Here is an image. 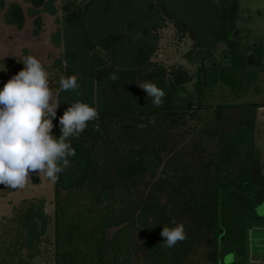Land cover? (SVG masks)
<instances>
[{"label": "trees", "instance_id": "1", "mask_svg": "<svg viewBox=\"0 0 264 264\" xmlns=\"http://www.w3.org/2000/svg\"><path fill=\"white\" fill-rule=\"evenodd\" d=\"M31 1L35 7L46 4ZM98 1L64 0L61 5L64 25L81 33L72 64L59 61V67L66 78L76 77L80 95L61 89L52 134L60 135L59 117L73 102L94 107L98 119L70 138L75 155L53 181V213L45 210L44 199L30 200L0 225V264H34L44 245L53 248V264H220L232 251L220 222L221 191L235 188L250 195L264 188L253 137L256 110L264 104L204 103L206 85L220 81L240 94L243 80L256 77L244 71L247 59L232 35L244 12L241 2L207 0L217 22V41L231 46L232 53L224 57L230 65H223L204 61L217 43L200 38L165 2L145 1L158 19L154 28L170 20L181 37L194 39L187 53L199 62L193 74L182 65L167 67L153 59L158 35L122 62L121 35H96L87 26ZM5 6L6 0H0V7ZM10 16L23 28L26 16L19 3L11 4ZM36 22L40 27L41 18ZM257 58L255 64L261 65V56ZM212 74L215 79L209 81ZM144 82L164 91L161 106L151 104L138 85ZM231 107L244 110L246 127L225 128ZM203 109L215 110L214 123L202 130L190 127ZM189 133L197 135L187 145ZM177 224L183 225L185 239L167 248L160 232Z\"/></svg>", "mask_w": 264, "mask_h": 264}, {"label": "rangeland", "instance_id": "2", "mask_svg": "<svg viewBox=\"0 0 264 264\" xmlns=\"http://www.w3.org/2000/svg\"><path fill=\"white\" fill-rule=\"evenodd\" d=\"M42 7H35L31 0H6V6L0 7V67L5 65L6 71H0V87L13 75L23 69L21 63L26 56L37 58L48 73L52 101L57 103L61 91L60 79L66 78L60 70L59 61L64 66L72 64V59L80 48V33L77 28H69L63 23L61 5L64 0H45ZM146 0H101L98 1L87 16V26L96 35L119 33L122 43L119 58L127 62L140 47L156 42L157 49L153 59L167 67L182 65L191 73H197V62L191 60L188 51L191 50L194 39L190 35L181 37L173 21L167 20L164 26L154 28L158 22L156 14L146 9ZM163 1L168 9L181 16L194 29L200 38L207 43H217L216 49L204 56L207 64L222 63L230 65L224 59L231 54L228 42L217 41V22L209 12L207 0H154ZM244 9L237 27L241 30L239 36L242 47L248 43L253 45L264 43V0H240ZM19 3L24 9L26 21L23 28H18L11 21L10 6ZM41 18L39 27L36 20ZM148 30V31H147ZM221 29H218L220 31ZM245 35H244V34ZM247 66L244 71H253L256 77L249 81L243 80L240 94L232 92L231 88L218 81L206 85L205 104H264V54L261 65L255 64L258 58L250 47ZM253 50V51H252ZM202 78L206 76L201 74ZM209 81L215 76L208 75ZM192 87V84H190ZM224 126L228 131L246 127L243 118L244 110L231 107L227 110ZM253 137L259 150L262 172L264 173V106L256 110ZM214 109H203L199 119H191V126L202 130L214 123ZM188 128V126H185ZM186 129V128H184ZM190 129V128H189ZM192 131V130H190ZM238 132V131H237ZM197 134L189 133L185 144L189 145ZM28 182L23 188L0 187V225L6 222V217L14 214L15 208L24 202L45 200V210L52 214L54 211V184L46 175L29 174ZM220 222L227 235L232 251H227L220 264H261L254 256L256 253L259 229L264 222V188H257L252 194L244 195L238 189L221 191ZM52 227L49 228V233ZM51 236V234H50ZM252 240L254 246L252 247ZM53 248L42 247V254L34 260V264H53ZM253 250V251H252ZM257 260V261H256Z\"/></svg>", "mask_w": 264, "mask_h": 264}, {"label": "clouds", "instance_id": "3", "mask_svg": "<svg viewBox=\"0 0 264 264\" xmlns=\"http://www.w3.org/2000/svg\"><path fill=\"white\" fill-rule=\"evenodd\" d=\"M21 63L23 69L0 87V185L12 189L25 187L30 173L56 180L75 155L70 138L78 137L89 122L98 119L94 107L73 102L59 117L60 135H53L59 103L52 101L48 73L34 56H26ZM0 71H6L5 65ZM59 83L63 91L80 95L75 76L62 78ZM138 85L154 107L164 103L165 93L155 84ZM160 235L167 248L185 239L182 224L163 227Z\"/></svg>", "mask_w": 264, "mask_h": 264}, {"label": "flooded vegetation", "instance_id": "4", "mask_svg": "<svg viewBox=\"0 0 264 264\" xmlns=\"http://www.w3.org/2000/svg\"><path fill=\"white\" fill-rule=\"evenodd\" d=\"M242 16H243V15H242ZM243 34H244V33H243ZM232 35H233V37H234V38L240 43V50H241V53L245 55L246 59L248 58V54H249V52H250V49H249L250 47L255 51V56H256V57H257V56H258V57L261 56V58H262V56H263V54H264V43H263V41L260 42L259 44H256V45H253V44H251V43H248V44L246 45V47L243 48V47H242V42H241V40H240V38H239V36L242 35V34H241V30L237 27L235 33L233 32ZM244 35H245V34H244ZM253 50H252V51H253Z\"/></svg>", "mask_w": 264, "mask_h": 264}, {"label": "crops", "instance_id": "5", "mask_svg": "<svg viewBox=\"0 0 264 264\" xmlns=\"http://www.w3.org/2000/svg\"><path fill=\"white\" fill-rule=\"evenodd\" d=\"M260 227H261V229H259L260 231L257 235V238L254 239V241H256V243H257V246L255 248L256 250H254V252L256 254L254 256H256L257 259H259V262L261 264H264V222L262 223V225ZM253 246H254V243L252 240V247Z\"/></svg>", "mask_w": 264, "mask_h": 264}]
</instances>
